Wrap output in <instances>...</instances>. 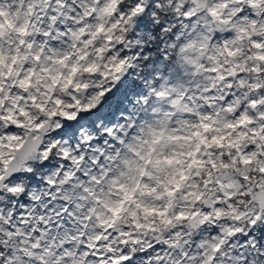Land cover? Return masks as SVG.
<instances>
[{
    "label": "snow or ice",
    "instance_id": "obj_1",
    "mask_svg": "<svg viewBox=\"0 0 264 264\" xmlns=\"http://www.w3.org/2000/svg\"><path fill=\"white\" fill-rule=\"evenodd\" d=\"M0 264H264V0H0Z\"/></svg>",
    "mask_w": 264,
    "mask_h": 264
}]
</instances>
